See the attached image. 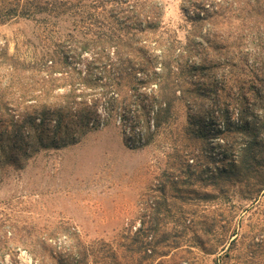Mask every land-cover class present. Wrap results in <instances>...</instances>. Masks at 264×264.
Returning <instances> with one entry per match:
<instances>
[{"label": "rangeland", "instance_id": "rangeland-1", "mask_svg": "<svg viewBox=\"0 0 264 264\" xmlns=\"http://www.w3.org/2000/svg\"><path fill=\"white\" fill-rule=\"evenodd\" d=\"M37 1L41 7H36ZM161 1L165 7L166 40L176 38L187 44V36L194 29L189 15L205 0ZM215 1L225 3V0ZM228 1H233L236 7L228 16L232 29L222 23L215 30L218 36L241 39L246 61L239 66L240 59L234 56L236 65L212 67L204 73L198 71L193 77L199 78L202 74V83L196 86L207 92L201 96L198 90L199 96L194 98H202L208 104L217 101L228 108L230 129H225L222 118L215 117L205 136L187 137L184 130L189 108L182 100L156 129L153 115L159 102L150 96L152 87L136 89L127 83L120 86L114 107L105 112L99 104L98 128L87 131L80 141L58 148H42L23 164H0V264H39V261L52 264L65 256L69 242L66 234L73 231L85 243L116 244L123 232L140 227L142 220H147L149 226L154 225L161 187L167 180H184L185 164L239 168L247 183L261 179L253 169L264 172V159H260L264 157V146L261 147L263 157L258 155V161L241 169L240 147L249 135L236 130L235 123L244 122L241 107L247 113V120L255 123L264 119V0ZM54 3V0H0V90L12 82L11 65L20 69L26 63L34 66L42 57L53 56L54 43L64 35L72 20L67 13L57 15ZM23 10L30 17L23 16ZM105 18V15L101 17ZM205 24L204 21L198 24L201 35L205 33ZM189 58V62H198L201 57ZM221 76H225L224 89ZM142 99L148 104L149 115L140 104ZM101 103L107 106L104 101ZM259 136L264 142V130ZM238 186H229L230 191ZM166 188L172 192L170 185ZM190 190L178 194L188 197L183 201L168 200L173 216L166 217L158 226L179 232L185 230L187 237L209 228L221 229V222L212 223L214 218L220 219L219 202L200 198L205 191L212 194V187L206 190L196 184ZM238 196L233 201L237 202ZM259 200V210H255L256 206L247 210L232 208L235 224L241 220L242 225L238 243L230 249L224 264H247L246 246L251 239L264 237V190ZM241 202L243 207L250 205L248 200L241 199ZM193 250L176 252L168 258L176 263L215 264L216 255L205 254L196 247ZM261 250L257 251L254 262L248 264H264Z\"/></svg>", "mask_w": 264, "mask_h": 264}, {"label": "trees", "instance_id": "trees-1", "mask_svg": "<svg viewBox=\"0 0 264 264\" xmlns=\"http://www.w3.org/2000/svg\"><path fill=\"white\" fill-rule=\"evenodd\" d=\"M54 1L53 10L57 15L67 13L72 20L64 35L54 43L53 56L42 57L34 66L26 63L18 69L11 65L12 82L0 90V164H23L42 148H58L80 141L87 131L98 128L101 115L98 105L102 104L105 112L112 109L119 96L118 88L126 83L136 89L152 87L150 96L159 102L153 115V127L156 129L181 100L189 108L188 124L184 130L187 137L205 136L215 117L222 118L225 129H230L228 108L217 101L208 104L202 98H194L199 96L200 88L196 84L202 83V74L199 78L193 76L212 67L234 66V56L240 59L239 66L245 63L243 41L222 34L218 36L215 30L222 23H227V28L232 29L228 16L236 9L233 1L217 3L205 0L197 5V11L189 15L194 29L184 45L176 38L166 40L163 26L165 7L161 0ZM36 4V7L40 5L38 1ZM22 14L30 17L27 10ZM104 15L107 18L101 19ZM203 21L207 27L201 35L197 27ZM194 55L201 58L198 62H189V57ZM224 77L221 76L220 81L222 89ZM187 84L191 85L186 87ZM201 89V96L207 93ZM140 101L149 115L148 104L143 99ZM239 111L244 122L237 121L235 129L249 135L240 147V167L245 169L246 164L259 160L258 155L263 157L261 147L264 142L258 134L264 130V119L253 123L247 120L242 107ZM256 149H260L257 154ZM201 165L185 164L184 180L176 176L177 179L167 180L161 187L160 200L154 210V219L157 220L154 225L149 226L147 220H142L140 227L123 232L116 244L105 241L85 243L79 233L73 231L66 234L69 242L65 256H58L52 264H184L171 262L169 258L176 252H193L194 247L205 254L216 255L215 264H224L230 249L238 243L242 225L241 220L240 224H235V210L232 208L247 210L256 206L255 210L260 209L264 172L253 169L261 179L247 183L239 168ZM233 176L237 177L236 180L231 179ZM196 184L206 190L212 187V194L205 191L200 198L219 202L220 219L214 218L212 223L221 222V229L209 228L187 237L185 230L160 228L158 224L161 221L173 216L170 199H187L182 197L184 193L178 194L188 192ZM238 184L237 189L231 192L229 186ZM166 185L171 186L172 192ZM237 194L239 198L235 202L232 198ZM241 199L248 200L250 205L243 207ZM181 213L185 215L184 210ZM259 249H262L260 254L264 257V237L251 239L246 246L247 264L254 262ZM39 264L45 263L39 261ZM186 264L196 263L189 261Z\"/></svg>", "mask_w": 264, "mask_h": 264}]
</instances>
